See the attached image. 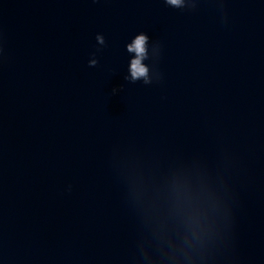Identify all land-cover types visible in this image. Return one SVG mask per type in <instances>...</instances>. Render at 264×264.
<instances>
[{"label":"water","instance_id":"95a60500","mask_svg":"<svg viewBox=\"0 0 264 264\" xmlns=\"http://www.w3.org/2000/svg\"><path fill=\"white\" fill-rule=\"evenodd\" d=\"M0 264H264V0H0Z\"/></svg>","mask_w":264,"mask_h":264},{"label":"clouds","instance_id":"9594fccd","mask_svg":"<svg viewBox=\"0 0 264 264\" xmlns=\"http://www.w3.org/2000/svg\"><path fill=\"white\" fill-rule=\"evenodd\" d=\"M169 2L175 5H179L180 0H169ZM144 45L145 37L141 36L135 41V44L132 48H130V51H135L138 56L143 57L145 52ZM132 68L134 77L138 78L146 75L147 70L141 65L140 59L133 61Z\"/></svg>","mask_w":264,"mask_h":264}]
</instances>
